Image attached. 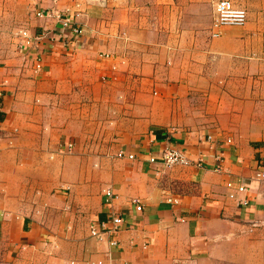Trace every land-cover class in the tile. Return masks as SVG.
I'll return each instance as SVG.
<instances>
[{
  "label": "crops",
  "instance_id": "0c3cea01",
  "mask_svg": "<svg viewBox=\"0 0 264 264\" xmlns=\"http://www.w3.org/2000/svg\"><path fill=\"white\" fill-rule=\"evenodd\" d=\"M17 2L30 41L0 57V264H264V4L214 29L213 0ZM167 148L200 166L148 161ZM111 214L115 247L90 235Z\"/></svg>",
  "mask_w": 264,
  "mask_h": 264
},
{
  "label": "built area",
  "instance_id": "2783aa9c",
  "mask_svg": "<svg viewBox=\"0 0 264 264\" xmlns=\"http://www.w3.org/2000/svg\"><path fill=\"white\" fill-rule=\"evenodd\" d=\"M36 16L38 17H54L55 19L61 20L62 27L70 28L71 32L77 33L79 29L77 27L70 26V19L68 17L60 18V15L55 11L50 9L38 10L36 11ZM246 21V12L242 7L234 5L230 0H214L213 1V17L211 21L212 28L216 29L221 25H241ZM19 36L23 40V44L27 45L30 41L29 35L25 30L18 31ZM212 35H216L213 33ZM102 56L107 57V54H102ZM41 67L40 62L36 61L33 65L35 71L39 70ZM209 138V137H208ZM71 144H67L69 149ZM117 156H122L121 152L117 153ZM128 158H131V155H127ZM148 161L151 163H157L161 168L171 167L173 165H195L200 166V161H190L182 152L176 149H165L158 158L149 157ZM218 169L217 168H214ZM253 178L264 182V144L259 147V156L256 160V169L253 174ZM226 187L229 189H234L238 192L245 189L242 183L233 184L232 182H226ZM102 195L104 196V202L109 204L115 195L112 190L108 187L102 190ZM229 197H232V193L228 194ZM138 201L135 200V203ZM136 209H140L136 205ZM122 223L121 216L116 214H111L109 219L101 221L99 228H92L90 230V235L101 240L104 234H108L109 238L106 240L108 247H115L117 245V240L115 234L119 230ZM250 230V229H248ZM68 264H101L100 260L96 261H84L79 263L78 261L71 260Z\"/></svg>",
  "mask_w": 264,
  "mask_h": 264
},
{
  "label": "rangeland",
  "instance_id": "374dc122",
  "mask_svg": "<svg viewBox=\"0 0 264 264\" xmlns=\"http://www.w3.org/2000/svg\"><path fill=\"white\" fill-rule=\"evenodd\" d=\"M230 1L245 10L246 7L258 8L261 3L264 4V0ZM18 5L17 0H0V57L5 54H9V56L16 55L17 48L15 39L18 36V28H20V11Z\"/></svg>",
  "mask_w": 264,
  "mask_h": 264
}]
</instances>
